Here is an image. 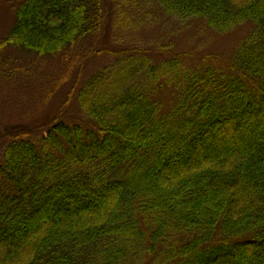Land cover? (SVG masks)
I'll use <instances>...</instances> for the list:
<instances>
[{"label":"trees","instance_id":"16d2710c","mask_svg":"<svg viewBox=\"0 0 264 264\" xmlns=\"http://www.w3.org/2000/svg\"><path fill=\"white\" fill-rule=\"evenodd\" d=\"M13 1L2 46L38 55L106 21L104 0ZM142 1L248 32L224 64L189 65L172 42L116 50L75 87L81 119L6 132L0 264H264V0ZM123 2L113 34L149 16Z\"/></svg>","mask_w":264,"mask_h":264},{"label":"rangeland","instance_id":"374dc122","mask_svg":"<svg viewBox=\"0 0 264 264\" xmlns=\"http://www.w3.org/2000/svg\"><path fill=\"white\" fill-rule=\"evenodd\" d=\"M131 1L124 0L120 8L126 12L141 8L149 13L136 29L117 30L113 34L112 20L120 0H104L106 21L99 33L59 53L38 55L10 44L2 46L14 20L16 2L0 0V145L4 134L16 128L35 135L54 119H81L75 87L106 64L116 50L138 47L152 53L157 45L172 42V51L182 53L189 65L203 61L224 64L230 59L237 40L249 28L243 26L221 34L208 28L203 20L179 21L155 12L153 2L148 6L137 0V8V4L129 6ZM161 96L163 102L172 99L167 90Z\"/></svg>","mask_w":264,"mask_h":264}]
</instances>
